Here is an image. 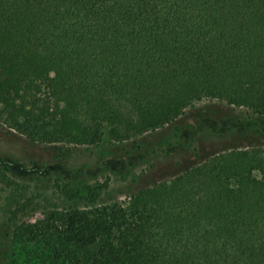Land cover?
<instances>
[{"label": "trees", "instance_id": "trees-1", "mask_svg": "<svg viewBox=\"0 0 264 264\" xmlns=\"http://www.w3.org/2000/svg\"><path fill=\"white\" fill-rule=\"evenodd\" d=\"M202 99L264 116V0H0L7 134L64 151L124 143ZM53 188L88 206L16 224L14 193L5 264H264V148L212 153L124 202Z\"/></svg>", "mask_w": 264, "mask_h": 264}, {"label": "rangeland", "instance_id": "rangeland-1", "mask_svg": "<svg viewBox=\"0 0 264 264\" xmlns=\"http://www.w3.org/2000/svg\"><path fill=\"white\" fill-rule=\"evenodd\" d=\"M251 146L264 148V116L209 99L191 104L171 124L132 141L112 143L103 138L95 146L66 151L29 143L0 126V172L12 184L0 183V264L8 261L1 253L8 249L13 228L8 200L14 193L27 207L14 220L17 224L37 219L47 209L88 206L83 200L61 197L53 188L56 180L86 190L97 188L93 206L124 202L132 193L172 178L212 153Z\"/></svg>", "mask_w": 264, "mask_h": 264}]
</instances>
